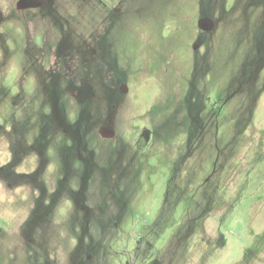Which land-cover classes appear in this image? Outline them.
I'll use <instances>...</instances> for the list:
<instances>
[{
    "label": "rangeland",
    "instance_id": "374dc122",
    "mask_svg": "<svg viewBox=\"0 0 264 264\" xmlns=\"http://www.w3.org/2000/svg\"><path fill=\"white\" fill-rule=\"evenodd\" d=\"M0 264H264V0H0Z\"/></svg>",
    "mask_w": 264,
    "mask_h": 264
},
{
    "label": "water",
    "instance_id": "95a60500",
    "mask_svg": "<svg viewBox=\"0 0 264 264\" xmlns=\"http://www.w3.org/2000/svg\"><path fill=\"white\" fill-rule=\"evenodd\" d=\"M209 23H210L209 21L201 20L198 22V25L201 28L206 29L209 26ZM114 133L115 132L113 129H108V128H104V127L101 129V132H100V134L103 135L104 137H112Z\"/></svg>",
    "mask_w": 264,
    "mask_h": 264
}]
</instances>
